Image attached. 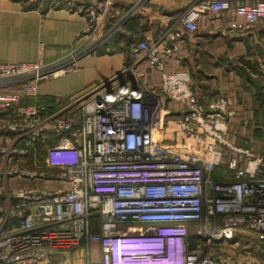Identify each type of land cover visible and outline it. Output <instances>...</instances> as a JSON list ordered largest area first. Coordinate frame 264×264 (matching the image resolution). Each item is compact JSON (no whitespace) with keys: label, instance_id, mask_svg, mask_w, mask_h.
I'll use <instances>...</instances> for the list:
<instances>
[{"label":"built area","instance_id":"obj_1","mask_svg":"<svg viewBox=\"0 0 264 264\" xmlns=\"http://www.w3.org/2000/svg\"><path fill=\"white\" fill-rule=\"evenodd\" d=\"M49 1L86 14L91 42L52 63L43 44L36 61L0 62V264H79L66 253L83 241L85 264H97L91 242L102 246L98 264H257L229 247L238 231L264 247V152L231 135L236 104L198 95L180 41L207 10L232 16V28H264V0H195L158 37L132 44L116 77L59 108L24 99L75 69L147 0L96 38L111 0ZM15 177L38 183L12 187Z\"/></svg>","mask_w":264,"mask_h":264},{"label":"crops","instance_id":"obj_2","mask_svg":"<svg viewBox=\"0 0 264 264\" xmlns=\"http://www.w3.org/2000/svg\"><path fill=\"white\" fill-rule=\"evenodd\" d=\"M85 1H96L99 4L102 0ZM135 1L111 0L108 19L94 38L104 34L119 21ZM194 1L147 0L139 7L137 14L127 20L114 35L102 42L95 51L82 55L75 69L41 80L38 94L24 99V102L59 108L100 87L116 77L131 60L132 44L147 33L158 37L167 26L175 25ZM231 19L230 15L207 10L200 16L196 31H184L180 48L185 53L186 64L193 74L194 88L198 95L202 99L225 96L229 103L236 104L238 113L230 124L231 135L238 142L264 152V127L258 114L260 105L264 103V81L254 79L264 72V28H232L229 26ZM89 24L88 16L78 7H67L49 0H0V62L36 61L39 45L43 44L45 60L52 63L91 42L86 43L84 36ZM174 64L175 61L171 59L169 65ZM140 67L152 82L158 81L159 76L145 58L140 59ZM250 82L254 85H250ZM218 174L216 171L215 175ZM35 182L20 177L11 180L12 187L32 186ZM42 183L50 186L56 184ZM92 221L93 229L99 230L95 216ZM195 226L192 223L191 229ZM241 232L238 231L236 239L242 237L246 240L242 239L237 248L230 246L231 252L240 259L248 256L257 264H264V247H253L255 244L246 246L245 241L254 237ZM188 239L191 244L197 242L193 232ZM93 243L97 257L92 259L98 264L102 246L99 242H91V249ZM86 245L83 241L76 249L67 252V262L85 264ZM57 261L62 264V260Z\"/></svg>","mask_w":264,"mask_h":264},{"label":"rangeland","instance_id":"obj_3","mask_svg":"<svg viewBox=\"0 0 264 264\" xmlns=\"http://www.w3.org/2000/svg\"><path fill=\"white\" fill-rule=\"evenodd\" d=\"M254 79L256 80V79H263V81H264V72L263 73H261V76H257V77H254ZM260 84H262V83H260ZM250 85H254V83H251L250 82ZM258 114H259V118H260V120H261V122L260 123H262V125H263V127H264V103H262L261 105H260V107H259V110H258ZM223 169H225V166H221V167H219V169H218V172H220L221 170H223ZM34 184H37V182H35ZM244 235H249L250 237H252L253 238V236L251 235V234H245L244 233ZM236 238H237V236H236ZM235 238V239H236ZM242 239L243 240H246L245 238H242L241 237V239H236V243H235V245H234V247L235 248H237V247H239L240 245H241V241H242ZM248 241H245V244H246V246L248 245V246H252V245H254L255 244V246H253V247H257L258 245H257V240H255L254 238L253 239H250V241H249V239H247ZM82 248V247H81ZM252 248V247H251ZM76 249V248H75ZM84 253H85V251H84ZM91 254H92V257H93V259L95 260L96 259V257H97V249H96V247H95V245H94V243L92 244V252H91ZM254 263H256L255 261H254ZM259 263V262H258Z\"/></svg>","mask_w":264,"mask_h":264},{"label":"bare ground","instance_id":"obj_4","mask_svg":"<svg viewBox=\"0 0 264 264\" xmlns=\"http://www.w3.org/2000/svg\"><path fill=\"white\" fill-rule=\"evenodd\" d=\"M143 246L142 247H134V246H131L130 247V249H132V250H135V251H138V252H141V253H143L144 251H143Z\"/></svg>","mask_w":264,"mask_h":264},{"label":"trees","instance_id":"obj_5","mask_svg":"<svg viewBox=\"0 0 264 264\" xmlns=\"http://www.w3.org/2000/svg\"><path fill=\"white\" fill-rule=\"evenodd\" d=\"M216 178H217V179H219L220 177H218V176L216 175ZM195 238H196V241H197V240H198V238H197V237H195ZM195 243H196V242H195ZM193 245H194V244H193Z\"/></svg>","mask_w":264,"mask_h":264}]
</instances>
